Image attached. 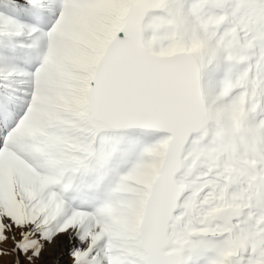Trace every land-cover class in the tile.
I'll return each instance as SVG.
<instances>
[{
	"label": "snow or ice",
	"instance_id": "obj_1",
	"mask_svg": "<svg viewBox=\"0 0 264 264\" xmlns=\"http://www.w3.org/2000/svg\"><path fill=\"white\" fill-rule=\"evenodd\" d=\"M0 264H264V0H0Z\"/></svg>",
	"mask_w": 264,
	"mask_h": 264
},
{
	"label": "rangeland",
	"instance_id": "obj_2",
	"mask_svg": "<svg viewBox=\"0 0 264 264\" xmlns=\"http://www.w3.org/2000/svg\"><path fill=\"white\" fill-rule=\"evenodd\" d=\"M66 259H67V257H66Z\"/></svg>",
	"mask_w": 264,
	"mask_h": 264
}]
</instances>
